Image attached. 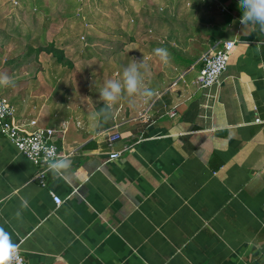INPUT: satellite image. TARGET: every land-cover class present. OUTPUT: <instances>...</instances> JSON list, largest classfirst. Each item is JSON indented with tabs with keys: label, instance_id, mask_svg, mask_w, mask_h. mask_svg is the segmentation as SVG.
Here are the masks:
<instances>
[{
	"label": "crops",
	"instance_id": "crops-1",
	"mask_svg": "<svg viewBox=\"0 0 264 264\" xmlns=\"http://www.w3.org/2000/svg\"><path fill=\"white\" fill-rule=\"evenodd\" d=\"M158 2L169 62L157 81L146 77L153 98L124 94L113 105V126L99 129L100 88L73 86L79 78L69 86L40 67L0 87L20 121L56 130L71 162L43 188L0 132V231L26 264H264V125L254 122L264 121V32L240 23L239 0ZM233 39L219 83L192 85L202 55Z\"/></svg>",
	"mask_w": 264,
	"mask_h": 264
},
{
	"label": "rangeland",
	"instance_id": "rangeland-1",
	"mask_svg": "<svg viewBox=\"0 0 264 264\" xmlns=\"http://www.w3.org/2000/svg\"><path fill=\"white\" fill-rule=\"evenodd\" d=\"M160 15L158 0H0V72L32 80L45 67L46 76H65L69 86L79 78L82 86H73L96 91L109 79L122 80L130 59L143 61L147 77L157 81ZM51 42L72 68L36 50ZM180 71L166 69L169 77Z\"/></svg>",
	"mask_w": 264,
	"mask_h": 264
},
{
	"label": "built area",
	"instance_id": "built-area-1",
	"mask_svg": "<svg viewBox=\"0 0 264 264\" xmlns=\"http://www.w3.org/2000/svg\"><path fill=\"white\" fill-rule=\"evenodd\" d=\"M236 46V40L220 41L211 51L204 53L200 59L201 67L197 70L191 84L200 89L211 88L219 83L221 75L228 66L230 56ZM194 70V66L190 71ZM182 79V78H181ZM186 83V80H182ZM170 117L176 116V107L169 112ZM256 124L264 121L255 118ZM0 132L9 139L17 148L19 153L37 167L33 180L39 186L45 188L47 185L48 159L49 155L62 157L56 139V130L38 126L37 121L29 123L17 118V108L12 102L0 93ZM120 139V134H108V147H112L115 141ZM119 152L111 151L109 159L115 160ZM53 202L60 206L63 200L52 194ZM17 251L11 264H26L22 250L18 245Z\"/></svg>",
	"mask_w": 264,
	"mask_h": 264
},
{
	"label": "clouds",
	"instance_id": "clouds-1",
	"mask_svg": "<svg viewBox=\"0 0 264 264\" xmlns=\"http://www.w3.org/2000/svg\"><path fill=\"white\" fill-rule=\"evenodd\" d=\"M239 8L242 11L240 23L244 26L252 24L258 25L259 30L264 32V0H239ZM155 55L165 64L169 62V53L164 48H156ZM144 69V71H141ZM150 75L147 65L144 62L137 63L133 60L124 70L122 80L109 79L100 90V99L103 102L101 114L111 110L122 95L128 97H147L153 98L156 93L149 88L145 82L146 77ZM15 81L6 72H0V87H14ZM71 168V162L64 157L49 155L48 169L54 176H62ZM22 208L27 207V201H22ZM17 215H20L18 212ZM249 245L255 244L254 240L248 241ZM17 251V246L10 242L7 233L0 231V264H11Z\"/></svg>",
	"mask_w": 264,
	"mask_h": 264
},
{
	"label": "trees",
	"instance_id": "trees-1",
	"mask_svg": "<svg viewBox=\"0 0 264 264\" xmlns=\"http://www.w3.org/2000/svg\"><path fill=\"white\" fill-rule=\"evenodd\" d=\"M36 50L38 52L43 51V52H46L47 54H51L53 57H55L57 63L59 64L69 66V68L73 67V64L68 60V58H66L64 50L62 48L56 47L54 42L49 43L46 47L44 46L38 47ZM195 61L196 60H190V61L188 60L184 63L187 67H192L195 64ZM102 107H103V103L98 106V109L101 110ZM100 110H99L100 112V128L99 129L103 130V129H107L113 126L114 120L111 114V110L104 114H101Z\"/></svg>",
	"mask_w": 264,
	"mask_h": 264
}]
</instances>
